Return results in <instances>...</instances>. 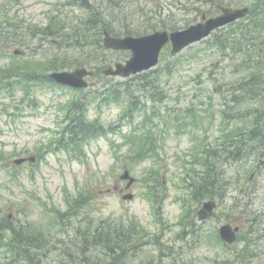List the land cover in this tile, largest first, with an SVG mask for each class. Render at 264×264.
Segmentation results:
<instances>
[{"label": "rangeland", "instance_id": "374dc122", "mask_svg": "<svg viewBox=\"0 0 264 264\" xmlns=\"http://www.w3.org/2000/svg\"><path fill=\"white\" fill-rule=\"evenodd\" d=\"M95 2L106 18V26L121 35L153 32L154 23L162 21L181 27L200 19L205 5L197 0ZM93 12L74 0H0V76L1 72L16 75L9 78V89L4 87L7 78L0 81V87H4L0 88V264H64L61 262L70 260L71 252L78 258L80 247L72 250L75 234L95 229L103 221L121 223L124 228L135 225L141 234L134 240H155L144 247L148 252H142V256L148 253L155 264L162 247L177 250L172 257H163L162 264H215L217 260L220 264H264V146L255 143L251 157L224 165L228 185L218 194L222 197L218 218L208 220V236L202 232L203 242L196 243V236L189 234V216L201 204L191 196L192 189L186 183L189 174L202 175L201 152L205 144L207 148L219 145L227 134L233 136L239 131L235 126L252 124L255 119L264 126V84L249 89L262 93L253 101L237 105L228 102L233 92L228 93V98L225 96V91L231 89L228 82L251 72L264 75V50L263 57L255 56L252 61L249 56L246 61L240 52L241 43L233 48L226 42L231 32L239 36L237 28L231 27L216 32L218 38L214 33L176 55L168 47L155 68L159 70L158 81L146 93H140L135 80L104 74L107 66L125 61L129 54L99 48L95 41L98 37L92 32L85 46L71 43L82 44L71 38V32L73 28L84 32L88 26L81 23ZM44 30L46 34L41 32ZM16 49L20 51L17 54ZM82 63L98 71L86 88L61 89L43 82L31 83L23 77L26 73L40 77L73 70ZM124 80L129 95L110 102L102 100L105 89L123 88ZM137 98L140 109L133 116L126 115L125 110ZM78 100L86 108V117L97 119L107 135L90 137L83 147L84 154L72 157L66 151L55 152L53 141L71 119L69 110ZM257 106L258 118L254 116ZM188 107L194 109L196 119L191 121L188 117L187 126L183 120L173 125L169 119L172 110L182 108L184 118ZM224 108L232 117V112L240 108L252 112L243 121L230 120L232 130L226 134L229 126L223 117ZM7 110L20 111V116ZM149 129L158 135L157 150L141 160L129 138L137 141L135 136ZM29 156L36 160L14 163L19 157ZM154 168H159L161 181L146 182ZM125 169L136 178L128 190V180L121 179ZM127 192L134 197L124 200ZM76 200L83 208L78 207L81 212L74 217L67 210L69 203ZM224 219L241 226L238 241L231 247L206 243L215 238L214 230ZM8 224H16L23 233L25 224L32 226L41 234L39 242L45 240L49 258L34 246V252L28 253L25 260L17 261L11 246L16 233L4 230ZM92 247L86 244V253L80 251L78 262L90 256ZM95 249L104 252L107 248L96 245ZM95 260L104 263L108 258L102 254Z\"/></svg>", "mask_w": 264, "mask_h": 264}, {"label": "trees", "instance_id": "16d2710c", "mask_svg": "<svg viewBox=\"0 0 264 264\" xmlns=\"http://www.w3.org/2000/svg\"><path fill=\"white\" fill-rule=\"evenodd\" d=\"M259 19V20H258ZM241 24V23H238ZM237 25V24H236ZM242 26V27H241ZM240 26L241 31H243L242 36L239 40V38H226L227 44H231V46L234 48V45H237L238 43H243V47H240V52H243L245 54V57H249L252 60L255 56L263 57L262 51L264 50V41L260 40L264 38V14H256V18L252 22H248L247 24H242ZM89 29H86V31L81 32L77 31L76 28H73V31L71 32V38L75 40H79L82 42V44H77L75 42H71L73 45H79V46H85L84 44L89 42L87 32ZM243 48V49H242ZM248 58L246 59V61ZM85 63H82L78 66H84ZM28 82H35L37 80H41L39 76L36 74H25ZM159 77V70H153L150 72H145L142 74H139L132 78L135 80V85L137 86V90L140 93H146L149 88L154 84L155 81H158ZM245 80L240 82L239 84L234 85L239 90L244 89L245 91L240 94L242 96L243 100H252V98H261V91H258L256 93L249 92L248 89L252 88L253 86L260 87L262 77L260 73L252 72L250 76H245ZM124 83L123 88H114L105 89L104 92H102V100L106 99L109 100V102L112 100H117L121 95H129V90L126 86V82ZM155 86V85H154ZM156 87V86H155ZM1 88V87H0ZM262 88V87H261ZM156 95V94H154ZM96 97V96H95ZM100 97V96H99ZM97 98V97H96ZM136 97H133L135 99ZM132 99V100H133ZM236 101L238 100V97H234ZM137 100V101H136ZM133 101V104L130 105L127 110L125 111L128 116H133L137 110H139L140 104H138V98ZM160 100H163V98H160ZM243 102V101H241ZM78 109V110H76ZM250 109V108H249ZM256 113L255 115L258 116L260 114L259 112V106L256 107ZM86 108L82 107V102L78 100L77 102L73 103L71 106L69 113H72L70 115L71 119L68 120L67 124L64 126V129L57 137H55L53 143L56 146V149H64L70 153H73L75 155H81L83 154V147L84 144L90 139V137H98L101 135L103 131H105L104 127L102 125H99L98 120H90L85 115ZM181 109H173L172 113L169 117L171 123H174L173 118L176 121H181L182 119L188 118L189 113L193 110L191 108L187 109V116L182 118L181 115H184L183 113H180ZM71 111V112H70ZM240 111V115H238V119L244 120L246 119L252 110L238 109ZM249 111V112H248ZM180 113V114H179ZM68 115V116H69ZM230 113L228 111H224V118L226 120H230ZM264 114L261 116L263 117ZM169 125V123L167 122ZM186 124V123H185ZM169 128V127H168ZM239 131L234 132L233 136H226L224 141V146H221L224 148L222 150V153L224 152V156L231 159H238L242 157L247 148L251 150L254 140H257L258 143L264 144V131L261 125V121L254 120L252 124H247L243 126L236 127ZM246 129V130H243ZM243 130V131H242ZM105 133V132H104ZM137 138V141H133L131 138H129V142L134 147V153L139 158V155H145L148 153L153 152L155 149V133L153 130H145L143 133H141L138 136H135ZM165 135L163 134V139H165ZM236 145L234 148H230ZM209 155H218V149L217 147L215 149L209 150ZM224 172L222 169L218 168L216 169V163L210 164L207 170L205 171L203 177L200 180L194 181L193 185V192L197 198L198 201H201L205 198H212L213 196H217L215 192V188L217 185H215V179L218 181L220 178H222ZM151 179V181L158 182L161 181L160 179V172L158 169H153L148 175L146 182ZM154 189V187H152ZM220 197V196H219ZM222 198V197H220ZM70 204V203H69ZM79 201L76 200L72 202L69 205V208L72 209V211L69 210V213H73L74 217L77 216L80 211H77V208H83V206H80ZM121 226H124L123 224L119 223ZM16 224H8L4 226V229H11L14 233H16V237L13 239V243L11 246L14 247V258L19 260H25V257L28 255L29 252H31L32 247L37 246V249H41V247H44L42 242H39L40 239V233H37L32 226L29 228L27 227V224H25V233L21 232L19 228L15 227ZM121 226H117L115 222L111 221H103L98 224V226L95 227L94 230L91 229H84L79 230V234H75L77 238H91L95 240L96 244H104L110 239H124V236L121 234V229H123L124 232L126 230L124 228H121ZM130 229L132 226L129 227ZM79 229V228H77ZM120 232V233H119ZM91 235V236H90ZM135 235V234H134ZM42 237V236H41ZM129 237V236H128ZM28 240V241H27ZM35 241L38 242V244H35ZM30 242V243H28ZM32 244V245H30ZM28 252V253H27ZM32 252L33 249H32ZM24 264H27L26 262Z\"/></svg>", "mask_w": 264, "mask_h": 264}, {"label": "water", "instance_id": "95a60500", "mask_svg": "<svg viewBox=\"0 0 264 264\" xmlns=\"http://www.w3.org/2000/svg\"><path fill=\"white\" fill-rule=\"evenodd\" d=\"M82 1L88 3V0ZM245 12L246 10H226L225 15L223 16L210 19L208 22L199 23L188 29L173 33L171 35L174 46L173 53L181 51L191 43L202 40L210 35L212 30L238 19L245 15ZM169 38L167 32H160L141 38H115L108 35L105 39L107 47L114 49H130L133 51V55L126 64L118 63L116 64V68L109 67L106 70V74L128 77L131 74H136L155 66L159 61L160 51L168 42ZM92 73L93 72L87 68H78L74 71L54 72L51 74V77L58 82L81 88L88 85L85 77ZM26 160V158H20L15 162L20 164ZM29 160L33 161L35 158L31 157ZM123 178H130V184L134 181V178L130 177L128 171L125 172ZM127 197L129 198L132 196L128 195ZM216 206L217 203L215 201L205 202L203 208L200 210V218L205 219L210 216ZM237 229L238 228H236V230ZM220 234L222 238L229 243H233L236 239V231L230 224L223 225L220 229Z\"/></svg>", "mask_w": 264, "mask_h": 264}, {"label": "flooded vegetation", "instance_id": "af4514ba", "mask_svg": "<svg viewBox=\"0 0 264 264\" xmlns=\"http://www.w3.org/2000/svg\"><path fill=\"white\" fill-rule=\"evenodd\" d=\"M201 1L204 2L206 1L203 10L200 11L201 19L203 20L222 14L225 7H231V8L248 7L250 12L249 16H251L256 12H260L264 10V0H201ZM199 210H200L199 208H195L194 210L191 211V215L189 216V222H188V225H190L191 227L189 228L190 229L189 234H191L192 236H196V240H195L196 243L203 242V240L201 239L202 232L204 233V235L208 236V230H207L208 220L199 219ZM217 213L218 211L214 213L210 219L213 220L217 219L218 218ZM224 220L222 221V224L224 223ZM214 234H215V238L212 239V241L207 240L206 243L215 244L219 242L221 244H224V241L221 240L219 237V226L215 228ZM126 240L118 241L116 239H112L110 241L113 244H110L109 248H107L106 250L107 253L110 254L107 264H155V260L153 258L151 259L148 253L142 256V252L144 251L148 252V250L144 248L145 246H147V243L151 244L155 240H152V238L146 240H136L135 241L136 244H133V242ZM197 245H201V244H197ZM202 245L207 246L206 244H202ZM223 246L226 245L224 244ZM182 248H184V246L180 247L178 252H181ZM176 251L177 250L174 247H168V248L162 247L160 249V255L156 256V261L158 262L157 264H162L163 257L165 256L172 257ZM217 262L218 260L215 261L214 263L220 264ZM89 264H102V263L97 262L95 259L93 260L91 259L89 260Z\"/></svg>", "mask_w": 264, "mask_h": 264}, {"label": "bare ground", "instance_id": "6f19581e", "mask_svg": "<svg viewBox=\"0 0 264 264\" xmlns=\"http://www.w3.org/2000/svg\"><path fill=\"white\" fill-rule=\"evenodd\" d=\"M215 185H219V183H220V179L217 181L216 179H215ZM96 257H99V254L97 253V252H93L91 255H90V260L92 259H96Z\"/></svg>", "mask_w": 264, "mask_h": 264}]
</instances>
